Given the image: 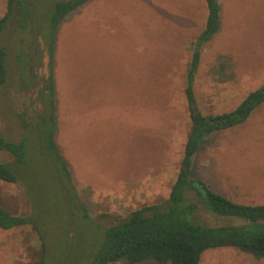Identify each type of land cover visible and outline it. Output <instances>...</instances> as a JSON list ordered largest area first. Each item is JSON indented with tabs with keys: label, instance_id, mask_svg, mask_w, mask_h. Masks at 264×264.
<instances>
[{
	"label": "rangeland",
	"instance_id": "rangeland-1",
	"mask_svg": "<svg viewBox=\"0 0 264 264\" xmlns=\"http://www.w3.org/2000/svg\"><path fill=\"white\" fill-rule=\"evenodd\" d=\"M217 2L219 29L201 51L194 81L196 108L203 115L230 112L264 85V0ZM5 6L0 0V17ZM34 12L35 29L45 37L50 0H37ZM206 14L204 0H90L60 23L53 51L54 136L86 218L70 211L74 201L60 194L36 151L30 124L37 91L21 88L19 66L32 79L42 47L32 43L29 27L21 39L15 36L16 17L0 34L8 68L0 86V135L25 140L29 151L20 168L0 152V162L17 173L16 183L0 181V204L37 225L49 264H90L105 228L142 206L166 205L190 131L185 79ZM20 51L25 55L19 64ZM222 60L233 76L225 82L217 75ZM45 63L42 58L44 73ZM258 108L240 126L210 134L192 164L193 177L246 205L264 204V104ZM201 219L223 224L207 212ZM41 255L30 224L0 229V264H31ZM199 264H264V259L219 248L205 251Z\"/></svg>",
	"mask_w": 264,
	"mask_h": 264
},
{
	"label": "trees",
	"instance_id": "trees-1",
	"mask_svg": "<svg viewBox=\"0 0 264 264\" xmlns=\"http://www.w3.org/2000/svg\"><path fill=\"white\" fill-rule=\"evenodd\" d=\"M90 0H50L48 34L45 37L35 29L37 0H6L5 12L0 17V34L16 17L15 36L21 39L26 27L33 37V44L39 49L35 58L33 76L24 78V69L19 66V84L22 89L37 91V107L31 120L35 131L36 151L54 175L60 186L59 192L66 201L73 202L72 210L87 211L78 201L72 185L70 170L63 160L55 142V89L53 79V51L56 32L65 17L81 8ZM206 19L203 30L192 42V54L185 79V100L191 122L180 167L171 186L166 205L142 206L131 212L121 221L105 228L101 247L90 264H116L126 262L139 264L153 261L158 264H199L207 250L232 248L256 260L264 259V204L246 205L233 202L214 192L201 179L192 176L193 159L213 133L240 126L264 104V85L250 92L232 111L217 115H203L196 108L194 94L195 75L200 63L201 51L218 32L220 8L217 0H204ZM25 55H17L19 64ZM45 58L46 72H43L41 59ZM228 60L218 63L217 75L221 82L232 79L227 73ZM39 70H42V72ZM40 73V74H39ZM8 78L7 51L0 45V86ZM36 79L35 82L33 80ZM0 152L13 158L17 168L23 166L28 157L25 140L19 143L7 140L0 135ZM0 181L17 182V173L11 164L0 162ZM209 213L223 224L211 226L202 221L201 215ZM30 224L38 233L42 255L31 264H49L44 250V239L35 223L26 217L9 213L0 204V229L11 230Z\"/></svg>",
	"mask_w": 264,
	"mask_h": 264
},
{
	"label": "crops",
	"instance_id": "crops-1",
	"mask_svg": "<svg viewBox=\"0 0 264 264\" xmlns=\"http://www.w3.org/2000/svg\"><path fill=\"white\" fill-rule=\"evenodd\" d=\"M257 109H260V108H256L255 110H257ZM255 110L253 111V113H252V114H255Z\"/></svg>",
	"mask_w": 264,
	"mask_h": 264
}]
</instances>
